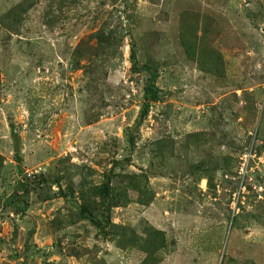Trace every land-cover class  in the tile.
<instances>
[{"label": "rangeland", "instance_id": "1", "mask_svg": "<svg viewBox=\"0 0 264 264\" xmlns=\"http://www.w3.org/2000/svg\"><path fill=\"white\" fill-rule=\"evenodd\" d=\"M0 264H264V0H0Z\"/></svg>", "mask_w": 264, "mask_h": 264}, {"label": "trees", "instance_id": "2", "mask_svg": "<svg viewBox=\"0 0 264 264\" xmlns=\"http://www.w3.org/2000/svg\"><path fill=\"white\" fill-rule=\"evenodd\" d=\"M149 73H150V81H149V83L144 88V97H143V99H144L145 103H144L143 108H142V110L140 112L141 115L142 114H146V112L148 110V107H149V101L151 99H154L159 94V92H160L158 90V88H156L154 86V83H153L155 81L156 74L154 72H152V71H150ZM138 123H139V121H136L135 122L136 125H134V129H136V127L138 126ZM132 130H130V131H132ZM127 132H129V130ZM14 137H16V136L14 135ZM128 140H129V137H128ZM129 142H131V140H129ZM17 146H18V139L17 138H14L15 153L18 152ZM16 160L18 162H20L18 158ZM108 180H107L106 192L104 193V196H108L109 195L108 194V191H109V188H108V184H109L108 182L109 181ZM19 184L21 186H23V181H20ZM27 207L28 206L26 204L24 206H22L21 207L22 208V211L24 212L27 209Z\"/></svg>", "mask_w": 264, "mask_h": 264}]
</instances>
